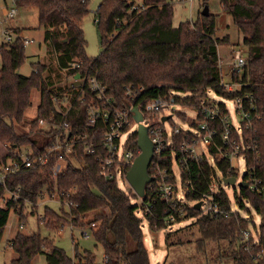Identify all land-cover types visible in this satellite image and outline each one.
Segmentation results:
<instances>
[{
  "label": "trees",
  "instance_id": "obj_1",
  "mask_svg": "<svg viewBox=\"0 0 264 264\" xmlns=\"http://www.w3.org/2000/svg\"><path fill=\"white\" fill-rule=\"evenodd\" d=\"M220 2L224 10L232 15L249 50L247 64L240 74L233 75V80L242 83V93L249 92L256 98L257 116L249 127H244V132L252 141L248 153L249 169L264 183V0ZM17 3L19 6L37 8L48 51L47 59L32 63L31 74L23 75L20 67L27 54L22 29L14 28L16 37L0 43L3 60L0 68V141L8 144L5 160L11 154L9 145L14 147L32 143L35 152L42 151L39 144L45 142L46 136L39 129L38 120L49 119L55 114V86L51 79L45 78V73L53 70L51 65L55 60L62 69L73 59H82L86 65L98 71L109 92L123 103H129L125 95L126 87H143L145 90L135 103L140 109L152 97L171 90L177 93L178 105L191 107L197 106L208 91L227 98L237 94L225 90L221 84L222 67L218 48L228 43L230 37L216 35V15L211 12L208 15L201 12L196 21L186 20L174 25L175 6L170 0H143L141 4L136 0H102L96 14L99 16L97 23L103 49L93 58L86 53L82 28L83 19L89 11L87 0H17ZM37 88L42 90L37 117L29 123L31 128L28 132L20 133L15 124L24 119L32 104L33 90ZM175 113L186 120L184 114ZM78 118V122L75 118L71 119L74 132L83 129L82 116ZM172 118L169 116L171 122ZM132 143L139 147L138 132L132 135ZM77 158L78 164L69 160L59 177L58 187L77 189L74 199L78 207L70 211L64 205H60L59 210L46 206L43 222L53 230L67 222L81 226L85 224L83 215L93 212L94 219L100 221L99 228L93 229V232L104 247V264H153L144 243L142 221L147 219L153 231L167 227L163 219L164 205L158 203L151 214L140 217L137 212L141 207L132 203V197L137 194L131 186L122 188L116 180H105L93 156L79 152ZM218 164L227 175L228 163L218 160ZM52 165L53 160H50L46 166L16 175L9 185H21L23 194L36 202L42 189L49 185L48 177L42 178L43 171L50 170ZM193 168L196 182L200 181L203 173L210 175L205 163L201 170L203 172L198 176L196 166ZM4 193L5 188L0 185V238L13 208L12 204L8 207L1 205ZM191 195L190 198H196ZM220 197L224 206L228 207V192L223 188ZM245 200L261 215L258 229L251 217H246L250 208ZM237 201L238 210L228 217L204 214L191 208L185 219L194 218V224L198 225L203 235L229 243L232 257L224 261L220 258L222 262L218 264H264V194L241 186V196L237 197ZM23 209L22 205L19 211L22 219L25 218ZM251 224L256 235L251 231ZM181 229L166 234L168 246L178 243L172 239ZM246 231L250 233L249 249H245ZM257 235L259 242L255 243ZM128 236L136 242V249H128ZM10 242L18 254L13 264H32L39 253H46L48 260L54 264H95L96 258L91 251L81 253L76 248L73 259L55 246L53 238L40 232L27 234L19 230Z\"/></svg>",
  "mask_w": 264,
  "mask_h": 264
},
{
  "label": "built area",
  "instance_id": "obj_2",
  "mask_svg": "<svg viewBox=\"0 0 264 264\" xmlns=\"http://www.w3.org/2000/svg\"><path fill=\"white\" fill-rule=\"evenodd\" d=\"M18 6L17 0H13L11 6L6 7L5 20L18 15ZM95 21H99L97 14ZM3 34L4 41L8 42L15 37L12 28L4 29ZM24 42L28 44L30 40L24 39ZM247 61L248 58L241 52L235 53L233 50L230 63L232 81L224 82L222 72V86L229 92H237L233 98H229L235 104L237 124L232 119L228 103L217 101L215 95L211 96L208 91L195 106L198 109V116L192 125L196 130L184 129L174 123L171 126L172 130L169 131L166 124L171 122L169 116L173 115L167 116L164 113L165 109L171 110L178 104L176 91L171 90L154 96L142 109L138 107L143 118L137 121L135 103L145 90L143 87L133 85L126 87L125 95L129 103H123L109 92L97 70L86 65L82 59H73L66 67L60 69L64 74L72 76V80L55 86L53 96L55 114L49 119L38 120V127L46 136L45 142L39 144L42 151L35 152L32 143H28L14 147L9 145L11 154L7 160L4 158L5 154L0 155V185L5 188L1 205L8 207L12 204L18 213L23 205V213L27 214L36 212L39 202L48 198L59 202L70 211L77 208L78 203L74 199L77 189H60L58 180L69 160L79 163L77 158L79 152L94 157L99 165L100 175L105 180H116L122 188L131 186L127 180V173L141 153V149L132 143V135L138 129L132 128L135 124L144 122L153 142L154 154L148 168L153 180L146 184L145 194L140 196L142 217L151 214L158 203L164 205L163 219L168 226L182 224L191 208H196L204 214L228 217L239 208L237 201V197L241 196L239 182L246 181L247 188L252 192L264 194V183L254 175L252 169H249L248 153L252 141L244 132V127H249L257 116L256 98L249 92L242 93V83L233 80V75L240 74ZM79 116H82L83 129L74 132V123L71 119L75 118L78 122ZM165 117L167 118L164 119ZM44 126L47 127L46 130ZM30 128L31 126L28 130ZM23 146L28 147L29 151L19 149ZM240 159L245 160L246 171L238 182V167L235 163ZM50 160H53L52 168L43 171L42 177L43 179L48 177L49 185L42 189L38 201L33 202L25 196L21 185L15 187L9 185L14 176L35 167L46 166ZM218 160H225L228 163L227 175L223 173ZM204 163L208 166L210 175L203 173L200 181L196 182L193 167L196 166L198 176L203 172L201 170ZM233 176L236 177L235 185H238L239 192H236L234 200L228 193L230 202L229 206L225 207L220 191L223 188L228 192V187L232 185L224 182V179ZM209 177L210 180L207 179ZM191 194L196 198H190ZM199 202L200 206L197 208ZM94 218L93 212H86L83 215L82 220L85 224L79 227L86 235L89 229H97L100 226V221ZM39 219L43 221L44 214ZM67 223L74 227L72 222ZM19 228H25L24 221ZM249 236V231H246L245 249H249ZM258 240L257 238L254 242L258 243Z\"/></svg>",
  "mask_w": 264,
  "mask_h": 264
},
{
  "label": "rangeland",
  "instance_id": "obj_3",
  "mask_svg": "<svg viewBox=\"0 0 264 264\" xmlns=\"http://www.w3.org/2000/svg\"><path fill=\"white\" fill-rule=\"evenodd\" d=\"M12 1L13 0H0V43L4 41V29L12 28L13 30L16 27L22 28V36L24 39H29L30 42L26 44L25 52L27 54V58L20 67V73L23 75H30L33 69L32 63L47 59L46 56L48 46L45 42V30L39 25L38 10L35 7L18 6L19 14L14 18L5 20L6 17L4 9L6 7H10ZM142 1L143 0H136L138 4H141ZM95 2H97V0H89V11L82 22V28L86 38V53L89 57L93 58L97 57L103 49L99 35L98 23L95 21L96 10L99 3ZM205 2L206 0L173 1L175 6L173 18L174 25H179L182 21L186 20L196 21L205 7ZM207 6L209 7L210 12L216 15V35L219 37L229 35L230 37V41L228 43L221 44L218 49L224 82H231L230 63L232 60L233 50L235 53L241 52L244 57H248L249 50L247 45L243 43V36L235 25L232 15L224 10L220 0H207ZM13 34L16 37V32L14 30ZM2 65L3 60L0 53V68ZM51 66L53 70L50 72L47 71L45 73V78L47 80L51 79L54 86L61 85L67 80H72V76L66 75L60 70L56 60L55 62H52ZM210 95H215L217 101L228 103L232 119L237 124L238 117L236 115L234 102L229 98L215 94L213 91H210ZM41 98L42 90L39 88L33 90L31 106L27 109L24 119L21 122H16L15 124L18 132L26 133L29 131V123L37 117ZM174 110L184 114L186 116V120H182L177 113H173ZM164 114L167 116L173 115L172 121L180 125L182 128L192 129L193 131L196 130V127L193 126L192 123L197 121V108L176 104L171 108V110L165 109ZM146 122L147 120L145 123ZM173 122H168L166 124L169 131L172 130L171 126ZM141 123L144 124V122ZM138 127L139 124H135L132 130H137ZM46 129L47 127L44 126V130ZM7 148L8 144H4L0 141V155L5 154ZM19 149L24 152L29 151V148L24 146ZM235 164L238 167L237 172L239 182L246 171V162L244 159H240ZM176 171L178 172L177 168ZM219 175H221L220 172ZM236 192H239L237 184L228 187V193L232 200H234ZM245 201L250 208L249 213H246V215L251 217L255 226H257L256 229H258L262 220L261 215L256 212L254 207L247 200ZM132 203L138 204L141 207V197L139 195L133 196ZM46 206L55 210L60 209L59 202L46 198L39 202V208L36 212H29L25 214V218L22 219L20 218V214L12 208L7 225L5 226L2 237L0 238V264H13V259L17 258L18 254L11 246L10 239H12L19 230L27 234L40 232L43 236L53 238L55 246L63 250L73 259H75L76 256V248L81 253L85 252V250H89L95 255V264H104V247L96 240L93 229H89V233L86 235L81 227L74 226L72 228L70 223H66L59 229L53 230L47 225V223H44L39 219L40 216L44 214ZM139 210L140 211H138L137 214L141 217V209L139 208ZM23 221L25 222V228L20 229V224ZM194 223V218H186L182 224L175 223L174 225L153 231L150 228L147 219H144L142 221V229L145 235L144 243L148 250L151 262L153 264H218L226 258L228 259L232 257L233 252L226 240H217L203 235L198 225ZM251 226V231L256 235L254 225L251 224ZM178 228L182 229L174 235L172 239V241L178 243L168 246L166 243V234L169 231L176 230ZM257 237L258 235L255 238L257 239ZM127 242L129 250L137 248L136 242L130 236H128ZM220 258L223 260L220 261ZM84 261L85 260L83 259V262ZM228 261L231 262L230 259ZM32 264L54 263H51L48 260L46 253H39L33 259Z\"/></svg>",
  "mask_w": 264,
  "mask_h": 264
},
{
  "label": "water",
  "instance_id": "obj_4",
  "mask_svg": "<svg viewBox=\"0 0 264 264\" xmlns=\"http://www.w3.org/2000/svg\"><path fill=\"white\" fill-rule=\"evenodd\" d=\"M210 13L209 7L206 5L202 11V14L208 15ZM136 120L141 121L143 116L138 107H135ZM165 117L164 119H166ZM138 145L141 149V153L136 157L130 170L127 173V180L131 187L134 189L135 193L139 196L145 194V187L153 178L150 176L148 168L152 161L154 154L153 142L148 134V127L142 123H139L138 127ZM229 185H235L236 177H227L224 179ZM239 185L247 187L246 181L239 182ZM200 202L197 204L199 208Z\"/></svg>",
  "mask_w": 264,
  "mask_h": 264
},
{
  "label": "crops",
  "instance_id": "obj_5",
  "mask_svg": "<svg viewBox=\"0 0 264 264\" xmlns=\"http://www.w3.org/2000/svg\"><path fill=\"white\" fill-rule=\"evenodd\" d=\"M88 1V4H89V0H87ZM102 2V0H97V2H95V3H99V5H100V3ZM94 4V3H93ZM99 5H98V7H99ZM21 7V6H20ZM98 9V8H97ZM5 10H6V8L4 9V13H5ZM97 11V10H96ZM19 14V13H18ZM16 28H20V27H16ZM20 29H22V28H20ZM219 50V49H218Z\"/></svg>",
  "mask_w": 264,
  "mask_h": 264
}]
</instances>
